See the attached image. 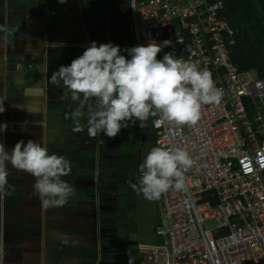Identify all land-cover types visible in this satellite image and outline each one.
I'll return each instance as SVG.
<instances>
[{
    "label": "crops",
    "instance_id": "0c3cea01",
    "mask_svg": "<svg viewBox=\"0 0 264 264\" xmlns=\"http://www.w3.org/2000/svg\"><path fill=\"white\" fill-rule=\"evenodd\" d=\"M44 1L0 0V24L11 30L7 44L0 33V96L6 97L0 123L9 125L0 140L9 153L20 140L33 139L46 145L50 154L67 158L72 171L62 179L75 193L62 205L44 207L33 191L34 177L9 165L8 180L15 187L0 196L4 264H132L135 254L125 244L128 234L137 231L138 204L129 182L138 183L139 165L147 148L154 147L153 120L143 128L139 121L130 124L115 138L103 134L91 138L87 111L78 118L84 130L75 131L73 112L78 102L70 93L64 98L67 89L49 83L53 72L70 65L92 41L112 42L122 50L137 43L130 0H68L65 4L49 0L53 11L49 17ZM140 38L150 35L142 32ZM129 133L140 140L136 164L126 160V167L135 166L132 173L116 165L118 157L113 153ZM161 212L160 207L156 237ZM157 242L164 241L157 237ZM138 256L136 264L142 261L140 251Z\"/></svg>",
    "mask_w": 264,
    "mask_h": 264
},
{
    "label": "built area",
    "instance_id": "2783aa9c",
    "mask_svg": "<svg viewBox=\"0 0 264 264\" xmlns=\"http://www.w3.org/2000/svg\"><path fill=\"white\" fill-rule=\"evenodd\" d=\"M223 9L212 0H135V7L130 0L138 41L123 49L170 40L163 54L197 62L224 91L195 125H154L156 145L186 149L194 165L185 172L186 191L162 195L156 235L164 242L140 245V264H264V77L233 63L234 31Z\"/></svg>",
    "mask_w": 264,
    "mask_h": 264
},
{
    "label": "clouds",
    "instance_id": "9594fccd",
    "mask_svg": "<svg viewBox=\"0 0 264 264\" xmlns=\"http://www.w3.org/2000/svg\"><path fill=\"white\" fill-rule=\"evenodd\" d=\"M67 2L58 0L60 4ZM10 32L7 24H0L5 44L9 43ZM171 46L172 41L164 40L122 50L112 42L92 41L70 65H61L49 83L67 89L64 98L70 93L71 99L78 102L73 112L77 118L74 130H84L78 118L85 110L91 138L101 134L115 138L137 121L140 127H146L150 118L156 126L174 124L182 129L200 120L204 105L221 103L224 91L216 86L211 71L201 69L197 62L178 58L174 51L158 59V54ZM5 101L6 97L0 96V113L6 111ZM8 127L0 123V134ZM9 165L34 177L32 188L44 207L62 205L75 193L74 187L62 179L71 174V162L55 152L50 154L47 146L36 140H20L10 153L0 140V196L10 194L15 187L8 180ZM193 165L186 149L156 146L139 165L138 183L129 182V186L145 199L156 201L170 189L186 191L185 172ZM4 255L5 246L0 243V264H4Z\"/></svg>",
    "mask_w": 264,
    "mask_h": 264
},
{
    "label": "trees",
    "instance_id": "16d2710c",
    "mask_svg": "<svg viewBox=\"0 0 264 264\" xmlns=\"http://www.w3.org/2000/svg\"><path fill=\"white\" fill-rule=\"evenodd\" d=\"M221 1L224 5L222 15L230 23L234 31L235 45L230 48V56L233 63L241 72L252 71L258 77H264V0H212ZM250 116L256 113V109L251 104V100L244 101ZM121 145L113 148V153L117 155L116 165L126 167V160H133L131 164H136L137 149L128 146L140 142L133 134ZM154 138V147H156ZM264 141V135L260 137ZM128 147V148H127ZM135 147V146H134ZM138 147V145H137ZM130 167L134 165H131ZM128 167V166H127ZM129 167V168H130ZM264 184V174H263Z\"/></svg>",
    "mask_w": 264,
    "mask_h": 264
},
{
    "label": "rangeland",
    "instance_id": "374dc122",
    "mask_svg": "<svg viewBox=\"0 0 264 264\" xmlns=\"http://www.w3.org/2000/svg\"><path fill=\"white\" fill-rule=\"evenodd\" d=\"M262 124L264 125V115ZM128 146L136 148L137 142L135 144H129ZM135 146V147H134ZM128 148V147H127ZM147 151H150L147 148ZM137 212L136 216L138 218V227L137 231L128 234V241H126V246L129 250L135 254V259H132V264H136L139 260V246L142 244H152L157 245V237L154 234V226L156 225V221L158 219V210L160 207L163 212V204L162 199L156 201H149L145 199L142 195L136 196ZM161 212V215H162Z\"/></svg>",
    "mask_w": 264,
    "mask_h": 264
},
{
    "label": "flooded vegetation",
    "instance_id": "af4514ba",
    "mask_svg": "<svg viewBox=\"0 0 264 264\" xmlns=\"http://www.w3.org/2000/svg\"><path fill=\"white\" fill-rule=\"evenodd\" d=\"M138 149H139V146H138ZM139 160H140V157H139ZM126 169H127V167H126ZM129 169L131 170V172L129 171V173H132L135 170V168L133 166H131L130 168L128 167L127 170H129Z\"/></svg>",
    "mask_w": 264,
    "mask_h": 264
}]
</instances>
